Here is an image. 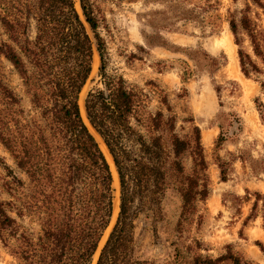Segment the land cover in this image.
Segmentation results:
<instances>
[{
	"label": "trees",
	"instance_id": "obj_1",
	"mask_svg": "<svg viewBox=\"0 0 264 264\" xmlns=\"http://www.w3.org/2000/svg\"><path fill=\"white\" fill-rule=\"evenodd\" d=\"M104 1L0 0V27L6 36L0 41V56L21 80L17 92L0 75V144L12 159V165L2 161L7 176L3 188L9 198L0 199V244L14 258L12 264H92L110 223L114 209L111 166L79 104L92 73L94 50L99 79L86 92L84 109L112 157L119 183L117 217L94 264H159L135 255L140 215L156 233L157 222L164 219L162 200L173 187L181 199L175 227L181 233L186 225L199 221L198 202L210 194L199 127L193 124L184 135L177 131L178 118L168 95L154 81H147L152 86L145 90L120 74L106 72L108 52L100 34L101 27H108ZM169 2L171 16L158 11L146 20L155 32L144 36L148 45L163 43L159 31L172 29L169 19L197 17L195 7H181V0ZM251 2L264 11V0ZM249 9L246 3L238 13L229 12L227 19L246 77L264 72V29L255 27ZM243 34L251 53L243 48ZM204 59L210 72L221 64L205 52ZM260 84L264 87V81ZM151 95L162 106L154 112L149 110ZM262 106L258 101L264 121ZM219 128L217 147L234 138L240 121L234 116ZM185 158L191 162L188 172ZM224 164H219L221 180L227 179ZM254 194L245 222L256 216L259 202L264 221V194ZM25 218L36 222L37 229L25 225ZM257 244L264 253V244ZM172 245V259L162 264H255L231 245L217 257L199 253L201 244L196 239L174 240Z\"/></svg>",
	"mask_w": 264,
	"mask_h": 264
},
{
	"label": "rangeland",
	"instance_id": "obj_2",
	"mask_svg": "<svg viewBox=\"0 0 264 264\" xmlns=\"http://www.w3.org/2000/svg\"><path fill=\"white\" fill-rule=\"evenodd\" d=\"M169 1L101 2L108 26L100 28L108 52L106 72L120 74L128 83L144 87L145 90L152 86L145 83L154 81L168 95L178 118L177 131L184 135L190 133L193 124L199 127L211 189L207 199L198 202L201 214L199 221L186 225L178 233L175 227L179 219L181 199L178 191L170 187L162 200L164 219L157 222L156 233L143 215L138 218L134 233L135 255L162 264L172 259V241L189 243L196 239L201 244L198 252L203 255L217 257L227 251V245H231L234 251L255 264H264V253L257 244H264L261 202L258 203L256 216L245 222L255 200L254 192L264 194V121L257 108V102L260 101L264 110V87L260 84L264 81V72L250 77L241 72L238 45L227 20L229 12L238 13L248 3V15L255 22V27L261 30L264 29V11L251 0H181V7H195L199 11L196 19H169L171 21L167 22H171L172 29L159 31L163 43L148 45L144 36L155 32L146 20L158 11L171 16ZM77 5L76 3V8ZM155 18L158 19L159 15ZM5 39L0 27V41ZM242 45L251 53L245 34ZM204 52L220 61L218 69L210 72ZM93 54H97L96 50ZM98 67L99 57L83 90V100L86 92L97 84ZM0 75L7 84L20 92L21 80L2 56ZM161 107L158 98L151 95L149 110L154 112ZM234 116L240 121V130L234 138L217 147L219 124H224ZM83 117L87 121L86 115ZM186 117H191L193 121H183ZM92 131L94 132L93 129ZM96 136L99 140L98 135ZM99 142L101 144L100 140ZM2 161L12 165L11 157L0 144V199L6 200L9 196L3 188V181L7 176ZM221 162H225L224 165L228 168L226 180H221ZM183 163L188 172L190 158H185ZM113 187L117 207L103 232L101 246L119 209L118 177L117 185L114 186L113 183ZM237 197L242 199L238 202ZM23 222L33 230L37 229L36 222L29 223L28 218ZM97 255L98 253L92 264ZM12 262H15L14 258L0 244V264Z\"/></svg>",
	"mask_w": 264,
	"mask_h": 264
},
{
	"label": "bare ground",
	"instance_id": "obj_3",
	"mask_svg": "<svg viewBox=\"0 0 264 264\" xmlns=\"http://www.w3.org/2000/svg\"><path fill=\"white\" fill-rule=\"evenodd\" d=\"M77 10H78V12L80 13V11H79V8H78V5H77ZM94 56V55H93ZM97 61H98V56H97V54L94 56V60H93V68H92V72H93V69H95V67H96V65H97ZM91 75H92V73H91ZM89 80V79H88ZM85 87H86V84L84 85V87H83V89H82V91H81V93H80V96H79V104H80V109H81V114H82V116L84 115H86L85 114V109H84V100H83V90L85 89ZM81 97V98H80ZM83 119H84V117H83ZM84 121H85V119H84ZM86 122V124H88V127H89V129H91L90 131H92V126L89 124V122H88V119H87V121H85ZM94 130V132H95V129H93ZM93 132V131H92ZM93 132V133H94ZM95 134V136L96 135H98L96 132L94 133ZM97 137V136H96ZM98 138H99V140L101 141V148H102V150L104 151V154H105V156L107 157V160L109 161V164H110V166H111V170H112V174H113V183H114V186L115 185H117V172H116V169H115V166H114V163H113V160H112V157H111V155H110V153H109V151H108V149H107V147L105 146V144H104V142L102 141V139H101V137L98 135ZM99 140H98V142H99ZM116 207H117V199L116 198H114V211H115V209H116ZM116 214V213H115ZM113 216V215H112ZM103 238V237H102ZM101 241H102V239H101ZM101 241H100V244H99V248L101 247ZM99 248H98V250H97V252L96 253H98V251H99ZM96 253H95V255H96ZM95 255H94V257H95Z\"/></svg>",
	"mask_w": 264,
	"mask_h": 264
},
{
	"label": "water",
	"instance_id": "obj_4",
	"mask_svg": "<svg viewBox=\"0 0 264 264\" xmlns=\"http://www.w3.org/2000/svg\"><path fill=\"white\" fill-rule=\"evenodd\" d=\"M80 8V7H79ZM80 11H81V9H80Z\"/></svg>",
	"mask_w": 264,
	"mask_h": 264
}]
</instances>
